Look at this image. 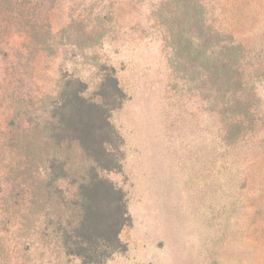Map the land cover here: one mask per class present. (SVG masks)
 I'll return each instance as SVG.
<instances>
[{
	"label": "rangeland",
	"instance_id": "rangeland-1",
	"mask_svg": "<svg viewBox=\"0 0 264 264\" xmlns=\"http://www.w3.org/2000/svg\"><path fill=\"white\" fill-rule=\"evenodd\" d=\"M52 2L58 46L50 54L31 55L24 37L0 33V145L19 137L15 101L27 102L31 127L59 76H79L93 95L96 79L112 70L126 95L111 118L123 162L121 172L104 175L126 192L132 220L121 234L128 252L108 264H264V144L246 162L218 138L207 76L184 62L172 67L175 53L152 18L160 0ZM215 7L229 30L264 33V0ZM3 158L0 206L17 186ZM20 252L12 264H48L39 251Z\"/></svg>",
	"mask_w": 264,
	"mask_h": 264
},
{
	"label": "trees",
	"instance_id": "trees-1",
	"mask_svg": "<svg viewBox=\"0 0 264 264\" xmlns=\"http://www.w3.org/2000/svg\"><path fill=\"white\" fill-rule=\"evenodd\" d=\"M52 1L0 0V33L24 37L31 55L50 54L58 46L49 22ZM218 2L160 0L152 18L175 53V71L184 62L207 76L218 138L247 162L253 147L264 144V33L229 30L216 16ZM93 86L91 95L79 76H59L31 127L27 102H14L19 137L0 145L17 181L0 206V264L19 260L22 247L41 252L48 264H108L128 252L121 239L132 220L127 195L104 175L122 171L123 139L111 118L126 95L112 70Z\"/></svg>",
	"mask_w": 264,
	"mask_h": 264
}]
</instances>
